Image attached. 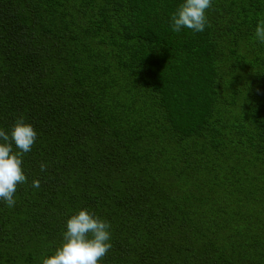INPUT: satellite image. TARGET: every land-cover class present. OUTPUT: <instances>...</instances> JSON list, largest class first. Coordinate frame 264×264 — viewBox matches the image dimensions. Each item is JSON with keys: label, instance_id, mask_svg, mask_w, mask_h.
Returning a JSON list of instances; mask_svg holds the SVG:
<instances>
[{"label": "trees", "instance_id": "trees-1", "mask_svg": "<svg viewBox=\"0 0 264 264\" xmlns=\"http://www.w3.org/2000/svg\"><path fill=\"white\" fill-rule=\"evenodd\" d=\"M182 2L0 0V129L37 132L0 264H42L81 209L111 225L99 264H264V0H212L199 33Z\"/></svg>", "mask_w": 264, "mask_h": 264}, {"label": "clouds", "instance_id": "clouds-1", "mask_svg": "<svg viewBox=\"0 0 264 264\" xmlns=\"http://www.w3.org/2000/svg\"><path fill=\"white\" fill-rule=\"evenodd\" d=\"M210 8L212 0H183L171 14L172 31L178 33L186 28L195 33L203 32L210 26L207 17ZM255 38L264 43V20L258 22ZM36 139L37 132L31 124L25 123L23 116L16 119L10 133L0 129V200L8 208L16 204L18 186L27 182L23 157L32 150ZM39 167L43 172L48 165L41 163ZM39 186V180L32 181V187ZM110 228L108 221L87 209L79 210L67 220L66 231L54 255L44 258L42 264H99L112 248Z\"/></svg>", "mask_w": 264, "mask_h": 264}]
</instances>
